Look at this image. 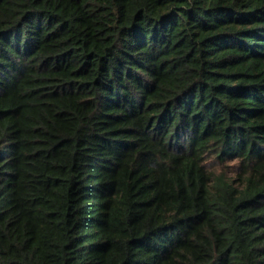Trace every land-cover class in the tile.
I'll return each mask as SVG.
<instances>
[{
	"label": "trees",
	"instance_id": "1",
	"mask_svg": "<svg viewBox=\"0 0 264 264\" xmlns=\"http://www.w3.org/2000/svg\"><path fill=\"white\" fill-rule=\"evenodd\" d=\"M0 264H264V0H0Z\"/></svg>",
	"mask_w": 264,
	"mask_h": 264
},
{
	"label": "rangeland",
	"instance_id": "2",
	"mask_svg": "<svg viewBox=\"0 0 264 264\" xmlns=\"http://www.w3.org/2000/svg\"><path fill=\"white\" fill-rule=\"evenodd\" d=\"M221 168H223V167H221Z\"/></svg>",
	"mask_w": 264,
	"mask_h": 264
}]
</instances>
